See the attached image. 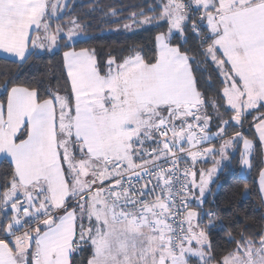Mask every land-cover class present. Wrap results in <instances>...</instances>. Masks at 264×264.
Wrapping results in <instances>:
<instances>
[{
  "label": "snow or ice",
  "instance_id": "obj_1",
  "mask_svg": "<svg viewBox=\"0 0 264 264\" xmlns=\"http://www.w3.org/2000/svg\"><path fill=\"white\" fill-rule=\"evenodd\" d=\"M157 6L158 18L136 20L133 13L124 25L166 21L167 33L155 36L150 60L140 52L119 62L110 56L104 71L94 50L71 48L63 52L70 91L46 90L42 98L36 88L7 89L0 154L11 177L0 189V208L7 217L10 206L11 218L0 220V264H73L84 246L91 249L87 264L212 259L205 229L213 213H206L202 228V214L190 202L203 203L217 170L231 162L228 149L240 140L239 163L250 170L254 141L237 132L218 148L203 147L213 136L224 137L229 121L221 119L211 133L212 117L203 111L208 102L194 74L199 65L193 68L194 57L181 45L198 13L191 30L204 62L210 59L223 78L218 96L232 111L231 121L242 124L246 113L264 107V0H162ZM66 7L62 0H0V51L22 64L30 48H67L83 26L73 18L71 27L53 30L58 9ZM175 33L180 40L173 44ZM256 119L264 145V118ZM208 157L212 166L197 173L195 165ZM188 158L191 166L181 170ZM259 175L264 192V169ZM215 264H264V233L258 240L242 235Z\"/></svg>",
  "mask_w": 264,
  "mask_h": 264
},
{
  "label": "trees",
  "instance_id": "obj_2",
  "mask_svg": "<svg viewBox=\"0 0 264 264\" xmlns=\"http://www.w3.org/2000/svg\"><path fill=\"white\" fill-rule=\"evenodd\" d=\"M161 3L162 0H70L63 14L55 22L52 21V28L55 30L57 24L66 28L70 24L69 21L75 18L83 26L85 37L68 42L67 48L61 46L51 52L31 50L29 58L22 64L11 62L15 61V58L0 55V102L5 105L7 89L14 84L36 88L42 98L46 90H58L61 94L70 91L66 71L63 68V52L71 48L94 50L98 64L104 71L107 70L106 62L110 56L119 62L131 53L140 52L146 60H150L155 54V36L166 30V21L158 23L156 19H153L151 24L133 31H124L122 26L132 19L133 13L136 14L135 18H158L161 9L157 5ZM192 20H199V14H194L188 21L189 28L185 33L187 42L182 43L181 50H186L189 56L194 57L192 61L194 69L199 65V70L194 74L199 90L208 102L203 111L212 117L210 131L218 129L221 119L228 120L229 124L223 139L232 137L241 130L243 137L254 141L252 166L247 174L242 175L240 172L239 161L242 147V140H240L234 148L228 149L232 154L231 162H226L221 166L215 176L211 192L205 197L203 204L190 203L192 209L202 214L200 219L202 228L209 223L206 213H213L212 226L205 230L211 244L212 259L209 262L215 264L217 259L236 247V241L240 240L242 235L245 239L258 240L259 235L264 233V200L258 189V175L263 168L264 161L262 145L254 136L251 124L258 114L264 112V107L245 114L242 117V124L231 121L232 111L226 110L227 106L218 96L223 87L221 84L223 78L219 76L218 69L210 59L208 63L204 62L202 48L190 27ZM179 40V33L171 37L173 44ZM63 43L64 41L61 40L60 44L63 45ZM6 78L7 83L5 84ZM213 100L217 101L218 108H213L211 103ZM145 146L156 145L147 144ZM210 162L211 160L207 159V163H197L195 168L198 165L206 166ZM10 177L9 163L2 158L0 160V189ZM246 184L247 190H245ZM74 203V200H70L69 207ZM1 215L2 211H0V220H2ZM202 220L203 223H201ZM90 255L91 249L87 246L82 247L81 251L73 255V264H87ZM191 261L195 264L199 263L198 259H191Z\"/></svg>",
  "mask_w": 264,
  "mask_h": 264
},
{
  "label": "rangeland",
  "instance_id": "obj_3",
  "mask_svg": "<svg viewBox=\"0 0 264 264\" xmlns=\"http://www.w3.org/2000/svg\"><path fill=\"white\" fill-rule=\"evenodd\" d=\"M69 1L70 0H62V2L64 3V4H66V5H68L69 4ZM65 10V8H63V9H58V13H57V17L56 18H59V16H61L62 14H63V11ZM142 18H144V17H139V18H135L136 20H140V19H142ZM132 22V19L130 20V21H128V23H131ZM153 22V21H152ZM127 23V24H128ZM205 24H206V21H205ZM125 25V24H124ZM124 25L122 26V29L124 30V31H133V30H138V29H140V27H142V26H137V25H135V24H133V26H132V28H130V29H125L124 28ZM147 25H149V24H147ZM143 26H146V25H143ZM68 27H71V24H68L67 25V27L65 28V29H67ZM165 33H167V28H166V30L164 31ZM82 37H85V35L83 34V32H82V34L81 35H79L76 39H79V38H82ZM75 39V40H76ZM69 42H71V41H69ZM38 49V51H42V49H39V48H37ZM57 48H54L53 50H56ZM30 50H32V49H30ZM53 50H51V51H53ZM35 51V50H34ZM45 51H48V52H51V51H49V50H47V48H45ZM132 54V53H131ZM130 55V54H129ZM12 58V57H11ZM14 59V58H13ZM1 103V102H0ZM5 110H6V103H5ZM235 122V121H234ZM236 123V122H235ZM26 137V132H25V134L23 135V136H21L20 138L21 139H23V138H25ZM250 139V138H249ZM210 144L211 143H209V142H205L204 144H203V147H208V146H210ZM219 144L220 143H214V144H211V146H215V147H219ZM241 149H242V147H241ZM3 158V155L2 154H0V159H2ZM190 159V158H189ZM201 159V161H203V159L204 158H200ZM207 159H210L211 160V162L208 164V165H206V166H203V167H196V168H198L197 170V173H199V171L201 170V169H207V168H209V167H211L212 166V158L211 157H208ZM191 160V159H190ZM221 168V167H220ZM220 168L217 170V172H216V174L213 176V181L210 183V185H209V188L208 189H206V192H205V196L203 197V201L205 200V197L208 195V193H210L211 191V187H212V184H213V182L215 181V176L217 175V173H218V171L220 170ZM197 181H199V175H197ZM196 195L198 196L199 195V191L197 190L196 191ZM193 203H195V204H197V205H202V204H199V202H197V201H192ZM0 211H2V216H1V219L5 222V223H7V220L8 219H10L11 218V211H10V206H9V210H7V217H5L4 216V212H5V210L3 209V208H0ZM195 246V245H194ZM207 250V249H206ZM190 264H192V263H190ZM197 264H200V262L199 263H197ZM208 264H213V263H211V262H209L208 261Z\"/></svg>",
  "mask_w": 264,
  "mask_h": 264
},
{
  "label": "crops",
  "instance_id": "obj_4",
  "mask_svg": "<svg viewBox=\"0 0 264 264\" xmlns=\"http://www.w3.org/2000/svg\"><path fill=\"white\" fill-rule=\"evenodd\" d=\"M56 19L57 18H54L53 19V22H55L56 21ZM56 27V26H55ZM31 49V48H30ZM33 50V49H32ZM35 51H37L38 49H34ZM69 50V49H68ZM31 51V50H30ZM42 51H45V49H42ZM67 51V50H66ZM0 55L1 56H6V57H9V58H11L10 56H9V54H6V53H3L2 51H0ZM14 57H12V59H13ZM16 59V58H15ZM259 108V107H258ZM252 111H254V110H250L249 112H252ZM247 114V113H246ZM257 117H261V118H264V112H261L260 114H258V116H256L254 119H253V121H252V129H253V131H254V136L257 138V140L259 141V137H258V134L256 133V131H255V127H254V124L255 123H258L259 122V120L258 119H256ZM217 130H213V131H211V133H215ZM239 132H241V130H239ZM242 133V132H241ZM224 137H216V136H213L212 137V139H211V141L209 142V143H211V144H214V142H216V141H222V139H223ZM249 139V138H248ZM250 140H252V139H250ZM242 143V147H243V142H241ZM259 143H261L260 141H259ZM262 145V144H261ZM146 147V146H145ZM262 154H263V161H264V145H262ZM4 158V157H3ZM1 160V159H0ZM203 161H201L200 163H202ZM197 165V164H196ZM195 165V166H196ZM241 166V165H240ZM198 167H203L202 165H198ZM195 168V167H194ZM262 169H264V164H263V168ZM195 171H198L196 168L194 169ZM248 169H246V168H242V166H241V170H240V172H241V174L242 175H245V174H247L248 173ZM190 179V178H189ZM258 189H260V175H258ZM260 193H261V198H262V200H264V192H262L261 191V189H260ZM190 203H193L192 201L190 202ZM2 216V215H1ZM195 244H193V246H194ZM192 262V261H191ZM190 262V263H191ZM192 264H195V263H193L192 262Z\"/></svg>",
  "mask_w": 264,
  "mask_h": 264
},
{
  "label": "built area",
  "instance_id": "obj_5",
  "mask_svg": "<svg viewBox=\"0 0 264 264\" xmlns=\"http://www.w3.org/2000/svg\"><path fill=\"white\" fill-rule=\"evenodd\" d=\"M153 147H156V146H149V147H146V148H149V149H151V148H153ZM191 160L190 159H187V160H181L180 161V168H181V170H183V168L185 167V165L187 164L188 166H191ZM160 165L162 166V167H168L169 165H168V162H166V161H164V160H161L160 161ZM195 169V168H194ZM145 179H147V177H145ZM204 221L202 220L201 221V223H203Z\"/></svg>",
  "mask_w": 264,
  "mask_h": 264
}]
</instances>
